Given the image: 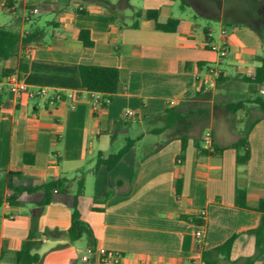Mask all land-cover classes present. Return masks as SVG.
I'll return each mask as SVG.
<instances>
[{
  "label": "crops",
  "instance_id": "obj_1",
  "mask_svg": "<svg viewBox=\"0 0 264 264\" xmlns=\"http://www.w3.org/2000/svg\"><path fill=\"white\" fill-rule=\"evenodd\" d=\"M7 1L0 0V26L12 27L19 18L13 29L22 34L41 27L44 35L28 51L19 48L16 56L0 60V196L8 194L7 172L21 173L11 178L14 185L73 179L69 192L53 193L38 216L41 244L33 252L41 260L36 264H206L202 251L233 235L230 260L251 257L255 237L249 230L259 224L261 214L254 207L264 197V117L249 132L250 156L244 164L237 163V152L229 146L238 138L227 141L216 128L218 123L230 131V95L239 92L253 105L256 94H264V84L253 87L243 80L264 57V0H230L228 5L227 0H10V7ZM214 6L219 26H201L197 17ZM147 9L158 10L160 22L178 18L177 30L155 29L143 16ZM80 29L89 32L91 47L77 37ZM221 29L228 54L219 61L206 43L219 40ZM19 60L25 71L18 70ZM82 64L118 68L117 91L105 106L93 104L96 97L105 100L104 94L81 86ZM209 66L220 73L203 84ZM5 69L19 74L26 92L16 96L8 89ZM39 89L45 94L30 95ZM125 110H133V116H125ZM167 119L173 121L169 126ZM156 120L161 125H154ZM206 130L215 150L199 156ZM126 139L133 143L111 169L95 168L98 154L116 152ZM25 153L32 155L31 163L23 161ZM80 175L84 188L77 207L93 236V246L83 236L86 253L64 235L46 234L70 226ZM240 188L246 192L244 208L237 204ZM41 198V191L23 192L21 205L3 203L0 264L15 263ZM199 228L204 239L197 249ZM57 244L63 246L55 249ZM99 249L116 259L102 260ZM248 264H264V253Z\"/></svg>",
  "mask_w": 264,
  "mask_h": 264
},
{
  "label": "trees",
  "instance_id": "obj_2",
  "mask_svg": "<svg viewBox=\"0 0 264 264\" xmlns=\"http://www.w3.org/2000/svg\"><path fill=\"white\" fill-rule=\"evenodd\" d=\"M99 3L106 4L107 0H89ZM7 6L10 7V0L7 1ZM82 11V10H81ZM140 15V14H137ZM143 16L153 22L155 29L167 32H173L177 30L179 25V19L170 17L165 22H160L158 20V10L156 9H147L143 12ZM134 26L137 23L133 24ZM44 35V30L41 27H33L28 32L20 33L19 31L13 29L9 26H0V60H5L10 57L16 56L19 48H24L25 46H33L36 42L42 39ZM77 37L82 41L85 47L92 46V40L90 39L89 32L84 29L77 31ZM259 65L255 67L252 76H244L243 80L250 83V86L253 87L264 84V57L259 58ZM18 70L25 71L26 64L19 60ZM13 69L3 70V76L13 73ZM79 77L81 81V86L95 93H101L105 95V100L102 102V106H105L107 101L111 96L117 91L119 83V70L116 67L111 66H98V65H79L78 67ZM253 103L256 104L257 108L260 110L261 115L259 118L253 120V122L245 129L243 134L239 138L231 143L229 146L233 147L236 152V160L239 164H244L248 161L250 156L249 144H248V135L251 131L253 125L264 117V101L256 96L253 100ZM245 101H236L229 102L226 106L228 111H236L244 105ZM173 121L166 120L165 126H169ZM133 140L126 139L125 144L114 153H110L105 157H102L101 154H98L97 160L95 163V168H98L100 164H105L108 169H111L122 157V155L127 152L131 147ZM186 142L185 138H182V147L179 154V159L183 157L185 150ZM198 146V145H197ZM226 146L219 147L217 150H221ZM207 150L206 148H201L198 146V154L207 155L213 152ZM32 155L25 153L23 154V161L25 163L32 162ZM20 172H7L5 178V186L8 190V194L5 197L0 196V215L1 207L4 202H7L11 205H21L19 197L23 192L32 193L35 191L42 192V198L38 202V213L32 214L31 224L29 228L28 237L22 242L20 249L16 252L15 263L14 264H36L40 262L41 256L33 252L37 248L41 241L37 240L38 236V227L37 221L38 216L42 212L43 208L49 204L52 200V195L55 192L67 193L73 179L66 178L61 176L57 179L47 180L39 185L34 186H25V185H14L11 181L13 176H20ZM176 192L180 193L181 189V180L177 179L175 183ZM84 188V179L80 175L76 180V191L74 194V202L71 208V223L70 226L65 230L53 229L47 230L46 234L48 236L55 235H64L68 238L69 242H74L79 240L84 235H87L88 245L93 246V236L92 231L89 225L84 221L81 216V213L77 207V197L83 192ZM237 204L239 207H247L246 203V192L244 189H238L237 191ZM254 209L260 212L261 217L259 224L249 230L255 237V251L251 257L245 258L243 260L232 261L229 258L230 250L232 243L236 235L231 236L225 242L219 246L213 248L210 251H202L201 257L206 264H223L221 261H226V264H248L254 262L264 253V197L260 198ZM65 245V244H64ZM63 244H57L54 246L55 249L62 247Z\"/></svg>",
  "mask_w": 264,
  "mask_h": 264
},
{
  "label": "built area",
  "instance_id": "obj_3",
  "mask_svg": "<svg viewBox=\"0 0 264 264\" xmlns=\"http://www.w3.org/2000/svg\"><path fill=\"white\" fill-rule=\"evenodd\" d=\"M220 39L219 40H212L208 41L206 44L210 48V50L214 51L217 54L218 60H222L225 58L228 54V41L226 39V30L221 29L220 30ZM31 47L30 46H25L22 48L23 52L28 51ZM220 70L217 66H209L207 68V73L206 76L202 79L203 84H209L214 82L218 76H219ZM5 83L8 87V89L16 96H20L23 92L27 91V85L25 82L20 78L18 73H11L8 74L5 78ZM264 92V90H262ZM44 95L45 90L44 89H39L36 92H31L30 95ZM69 98H72L74 96V93L69 92L67 94ZM103 100L100 99L99 97H96L94 100V107H98L102 105ZM124 115L127 117L133 116V110H125ZM202 141L204 143V146L207 150L212 151L214 149L213 147V137L212 133L210 130L204 131L202 134ZM198 218L201 221V224L203 225L206 219V212L204 209L200 210L198 213ZM194 238H195V245L197 249H199L203 243L204 239V230L202 228H199L195 231L194 233ZM99 254L101 255L102 260H115L116 257L113 253L106 252L104 249H99ZM86 259V257H83Z\"/></svg>",
  "mask_w": 264,
  "mask_h": 264
},
{
  "label": "rangeland",
  "instance_id": "obj_4",
  "mask_svg": "<svg viewBox=\"0 0 264 264\" xmlns=\"http://www.w3.org/2000/svg\"><path fill=\"white\" fill-rule=\"evenodd\" d=\"M230 0H227V5L229 4ZM218 8L217 6H214L211 9L206 10L204 14L197 17V20L199 21L201 26L211 25V26H219L218 21L215 18V15L217 14ZM17 14L20 16L22 14V9L18 8ZM45 17V16H44ZM14 24H12V27L19 26L20 19L16 18L14 20ZM234 24L231 23L230 26H233ZM242 25V24H237ZM264 101V94H256ZM245 95L243 96L241 93H235L234 95H230L229 101L230 102H236V101H244ZM246 104V103H245ZM258 114H261L260 110L257 108L256 104H246L245 107H241L237 109L236 111H229V115L231 116V123L229 124L228 128L230 131H228L224 126L217 123L216 131L219 136H221L225 140H231L234 138H239L241 134L245 131V129L253 122L254 117ZM161 121H154V125H161ZM84 238L81 237L78 242V246L84 250L85 243ZM84 253L86 251L84 250ZM80 256V254H79Z\"/></svg>",
  "mask_w": 264,
  "mask_h": 264
}]
</instances>
